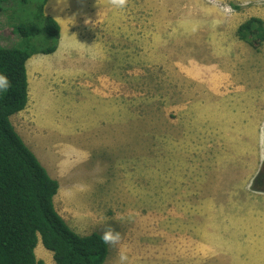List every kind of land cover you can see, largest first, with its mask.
I'll use <instances>...</instances> for the list:
<instances>
[{
  "label": "rangeland",
  "instance_id": "rangeland-1",
  "mask_svg": "<svg viewBox=\"0 0 264 264\" xmlns=\"http://www.w3.org/2000/svg\"><path fill=\"white\" fill-rule=\"evenodd\" d=\"M16 6L0 12L6 48L19 42ZM50 11L56 51L12 124L60 182L58 215L93 223L87 235L105 218L130 264H264V192L252 187L264 174V41L237 36L250 18L264 27V0H66ZM117 253L108 246L104 264ZM35 254L54 264L39 242Z\"/></svg>",
  "mask_w": 264,
  "mask_h": 264
},
{
  "label": "trees",
  "instance_id": "trees-1",
  "mask_svg": "<svg viewBox=\"0 0 264 264\" xmlns=\"http://www.w3.org/2000/svg\"><path fill=\"white\" fill-rule=\"evenodd\" d=\"M47 1L0 0V12L5 11L2 4L16 3L11 9L16 22L12 32L19 38L15 47L0 45V73L12 83L7 92L0 91V264H43L35 254L38 242L54 264H104L108 245L101 242V234L80 236L66 225L53 205L58 182L10 122L28 105L26 61L37 54L51 55L57 48L60 28L43 13ZM237 36L257 49L264 41L262 22L248 19L237 28ZM262 178L263 173L255 177L253 190L264 192Z\"/></svg>",
  "mask_w": 264,
  "mask_h": 264
},
{
  "label": "clouds",
  "instance_id": "clouds-1",
  "mask_svg": "<svg viewBox=\"0 0 264 264\" xmlns=\"http://www.w3.org/2000/svg\"><path fill=\"white\" fill-rule=\"evenodd\" d=\"M62 3L66 4V0H55L53 10L55 11ZM107 4L115 9H124L127 7L128 0H107ZM85 23L88 24L90 21L85 20ZM11 87L12 83L8 76L0 73V91L7 92ZM118 218L120 221H124L126 219L123 214H120ZM127 218L130 219L131 217L129 216ZM99 223L103 225L100 235L101 242L108 245L110 248L118 249L117 264H130L129 250L126 245L122 243L123 238L121 233L113 228L111 224H108L106 219L103 217Z\"/></svg>",
  "mask_w": 264,
  "mask_h": 264
},
{
  "label": "crops",
  "instance_id": "crops-1",
  "mask_svg": "<svg viewBox=\"0 0 264 264\" xmlns=\"http://www.w3.org/2000/svg\"><path fill=\"white\" fill-rule=\"evenodd\" d=\"M55 0H49V1H47L46 2V4L44 5V8H43V13H44V15H46V16H49V17H51V18H53L57 23H58V25H60V23L58 22V17H57V15H58V12L56 11V13H57V15H52L50 12V10H53L52 8H50V4L52 3V2H54ZM59 28H60V26H59ZM52 54L51 55H42V54H37V55H33V56H31L27 61H26V63H25V69H26V74H27V82H28V95H29V100H33V99H37V97H32L31 98V94L33 95V94H39V91H37V92H34V90H31V85H32V83L34 84V82H33V80H31L32 78H33V75H34V73H35V68L36 67H44L45 66V64H46V62L48 61V59H51L52 58ZM35 85V84H34ZM35 87V86H34ZM29 102V101H28ZM19 114V113H18ZM15 116L16 115H14V116H12L11 118H10V122H11V124L13 123V124H15V122H16V120L15 121H13V119L15 118ZM13 124H12V126H13ZM14 127V126H13ZM14 129H15V127H14ZM16 131V130H15ZM19 135V134H18ZM31 152L32 153H34L35 155H36V153L35 152H33L32 150H31ZM36 157H37V155H36ZM39 160V159H38ZM52 178V177H51ZM52 179H54V178H52ZM55 180H57V179H55ZM58 181V180H57ZM58 184L60 185V182L58 181ZM60 188V187H59ZM57 195V194H56ZM53 205L55 206V197H54V199H53ZM55 208V207H54ZM67 224V223H66ZM68 225V224H67ZM75 225V228H74V226H72V227H70L69 225H68V227L73 231V232H75L76 234H78V235H80V236H87V233L88 232H90L92 229H90V230H87V227H89L90 225L92 226L93 225V223H89V224H87V225H83V224H81V225H78V223H76V224H74ZM95 225H98V224H95ZM94 226V225H93ZM88 235H90V234H88ZM40 249H42L41 247L39 248V250H38V252L40 251ZM43 250V249H42ZM41 253V255H43L44 257L45 256H47V255H49L48 253H46V252H43V251H40ZM37 257V256H36Z\"/></svg>",
  "mask_w": 264,
  "mask_h": 264
},
{
  "label": "flooded vegetation",
  "instance_id": "flooded-vegetation-1",
  "mask_svg": "<svg viewBox=\"0 0 264 264\" xmlns=\"http://www.w3.org/2000/svg\"><path fill=\"white\" fill-rule=\"evenodd\" d=\"M258 176H259V175H258ZM258 176H257V177H258ZM257 182H258V181H257Z\"/></svg>",
  "mask_w": 264,
  "mask_h": 264
}]
</instances>
